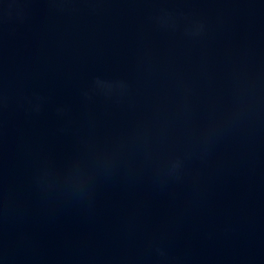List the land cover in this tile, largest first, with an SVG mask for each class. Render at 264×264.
<instances>
[{
    "label": "water",
    "instance_id": "95a60500",
    "mask_svg": "<svg viewBox=\"0 0 264 264\" xmlns=\"http://www.w3.org/2000/svg\"><path fill=\"white\" fill-rule=\"evenodd\" d=\"M0 264H264V0H0Z\"/></svg>",
    "mask_w": 264,
    "mask_h": 264
}]
</instances>
